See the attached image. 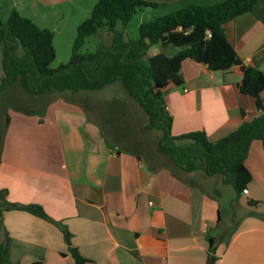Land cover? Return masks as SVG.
<instances>
[{
    "label": "crops",
    "instance_id": "obj_1",
    "mask_svg": "<svg viewBox=\"0 0 264 264\" xmlns=\"http://www.w3.org/2000/svg\"><path fill=\"white\" fill-rule=\"evenodd\" d=\"M145 1L179 8L220 0ZM224 30L243 64L264 72V0H256L252 11L226 23ZM150 50L152 56L162 48ZM181 76L183 84L164 95L173 136L199 131L215 142L258 116L254 99L239 90L242 76L235 68L212 72L186 60ZM43 111L42 116L8 114L0 145V190L8 202L38 205L62 224L88 264H205L209 238L216 244L215 264H264L261 141L249 146L244 164L252 180L241 194L246 212L233 223L226 242L218 229L219 202L206 189L207 182L223 183L221 178L210 180L200 172L174 175L167 168L151 172L142 156L107 145L85 111L60 101ZM236 200L240 203V197ZM249 200L258 205L249 206ZM2 219L11 264H74L57 226L19 210L4 212Z\"/></svg>",
    "mask_w": 264,
    "mask_h": 264
},
{
    "label": "trees",
    "instance_id": "obj_2",
    "mask_svg": "<svg viewBox=\"0 0 264 264\" xmlns=\"http://www.w3.org/2000/svg\"><path fill=\"white\" fill-rule=\"evenodd\" d=\"M255 4L256 0H220L211 6L187 4L140 23L138 37L132 41L125 39V30L135 13L158 5L145 0H98L90 16L77 28L70 60L56 69L50 68L55 59L53 33L13 10L6 23L0 21L3 70L0 93L15 84L33 97L54 92L97 91L120 81L126 95L144 113L145 129L160 133L161 154L144 159L149 170L167 168L174 175L200 172L207 177H220L224 184L233 187L238 199L252 180L244 164L251 142L261 141L264 150V72L257 66L243 64L225 37L224 25L252 11ZM103 29L112 33V44L100 46L93 53H82L86 39ZM157 45L162 51L148 55L151 47ZM19 46L24 50L20 57L16 55ZM169 47L177 52L167 54L165 50ZM186 60L212 72L235 68L242 76L239 90L254 99L258 116L242 121L237 129L215 142L199 131L173 136L172 117L166 110L164 95L170 88L183 84L181 65ZM8 124L6 115L5 128ZM247 204L256 206L258 202L249 200ZM11 210L29 212L60 228L74 264L89 263L71 246V235L62 224L52 220L38 205L8 202L6 191L0 190V264H11L2 219L3 213ZM226 233L227 242L233 232ZM209 241L205 264H215L216 244L212 238Z\"/></svg>",
    "mask_w": 264,
    "mask_h": 264
},
{
    "label": "rangeland",
    "instance_id": "obj_3",
    "mask_svg": "<svg viewBox=\"0 0 264 264\" xmlns=\"http://www.w3.org/2000/svg\"><path fill=\"white\" fill-rule=\"evenodd\" d=\"M98 0H0V21L6 23L13 10L23 17L32 20L40 28L50 30L53 35L55 59L50 68L56 69L66 64L71 57V49L76 37L78 26L86 20ZM182 7V6H180ZM179 8H146L138 10L125 30L126 40H136L138 26L153 18L172 13ZM120 29V26H118ZM112 33L103 29L97 35L88 37L81 48L82 53H93L100 46L112 44ZM161 51L160 46L151 47L153 51ZM167 54H174L177 49L170 47ZM24 54L19 46L16 55ZM3 77L2 47L0 46V80ZM60 101L64 106L83 110L87 118H93L105 143L110 146L119 145L122 149L139 154L149 160L152 155H160L158 146L160 133L145 129L146 117L142 110L126 95L120 81L97 91H80L71 93L54 92L45 96H30L17 84L0 93V145L3 140L6 115L17 112L43 115L46 104ZM88 120V119H87ZM220 177H211L216 180ZM206 189L216 195L220 206V223L218 229L232 232L236 225L233 223L246 212V198L240 195V203L231 185L215 181ZM234 200L237 201L235 205ZM232 217V222L229 218ZM230 227L229 229H227ZM227 229V230H226ZM229 234V233H228ZM227 239V233L223 236Z\"/></svg>",
    "mask_w": 264,
    "mask_h": 264
},
{
    "label": "built area",
    "instance_id": "obj_4",
    "mask_svg": "<svg viewBox=\"0 0 264 264\" xmlns=\"http://www.w3.org/2000/svg\"><path fill=\"white\" fill-rule=\"evenodd\" d=\"M243 193L245 194L246 193V190H244Z\"/></svg>",
    "mask_w": 264,
    "mask_h": 264
}]
</instances>
